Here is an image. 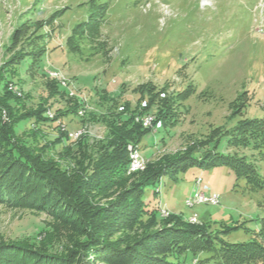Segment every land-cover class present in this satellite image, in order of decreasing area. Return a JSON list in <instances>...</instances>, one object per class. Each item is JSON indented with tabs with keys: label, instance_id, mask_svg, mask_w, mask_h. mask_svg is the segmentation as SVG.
Listing matches in <instances>:
<instances>
[{
	"label": "rangeland",
	"instance_id": "obj_1",
	"mask_svg": "<svg viewBox=\"0 0 264 264\" xmlns=\"http://www.w3.org/2000/svg\"><path fill=\"white\" fill-rule=\"evenodd\" d=\"M99 1L109 6L101 35L81 39L78 52L70 48L68 39L88 19L93 0H0V104L4 107L0 129L6 132V124H12L13 144L62 170L77 171L78 162L82 163L81 174L88 178L98 167L97 150L113 136L107 124L111 112H124L128 105L135 108L138 90L145 85L170 84L169 92L195 90L177 104L181 113L174 127L152 126L143 136L139 149L147 164H169L187 156L191 146L208 139L217 128L264 117V0ZM61 12L52 26L47 24ZM38 48L46 53L39 67L30 68L24 58ZM79 101L84 104L78 112L61 116L57 123L68 138H61L54 125L41 128L33 119L25 121L43 111L57 117ZM157 109L156 103L145 117L155 118ZM221 150L230 152L224 146ZM82 153H87L83 159ZM252 159L264 175V157ZM146 167L132 172L117 188L87 193L95 209L89 229L54 193L45 211L0 203V245L26 248L37 259L49 255L43 264H104L95 249L103 243L147 252L158 233L186 227L167 221L171 215L214 233L246 223L247 231L242 228L225 236L231 243L251 240L264 218V191L247 192L245 181L238 183L225 165L210 169L196 165L175 178L164 175L148 187L145 199L158 203V216L129 225L119 212L129 213L117 206L124 204V193L141 186ZM198 179H202L200 188ZM198 189L219 195L218 203L188 205ZM46 192L42 190L41 197ZM94 232L100 238L97 243V238L90 240ZM181 259L190 263L193 257Z\"/></svg>",
	"mask_w": 264,
	"mask_h": 264
},
{
	"label": "trees",
	"instance_id": "obj_2",
	"mask_svg": "<svg viewBox=\"0 0 264 264\" xmlns=\"http://www.w3.org/2000/svg\"><path fill=\"white\" fill-rule=\"evenodd\" d=\"M91 6L88 19L78 24L68 39V45L73 51H80L81 39L94 40L101 35V27L106 22L109 6L99 0H93ZM63 12L52 16L47 24L52 26L57 18L63 16ZM45 53V48L33 49L24 59L30 62V68L39 67ZM171 87L170 84L161 88L156 85H145L138 90L139 99L135 108L131 109V105H128L124 107V112H111L107 124L113 136L111 140H104L97 150L98 167L88 178H84L81 174L82 163L78 162L80 166L77 171L62 170L57 164L46 161L40 155L29 154L23 145L13 144L9 133L12 124L7 123L6 132L0 129V203L17 204L20 207L45 211L50 203V194L54 193L65 201L66 209H73L76 215H79L86 229L93 227L91 222L94 220L95 209L91 204V197L86 198L89 195L87 193L96 191L98 194L117 188L123 180L132 175L129 173L131 163L129 154L132 145H127L131 142L139 146L143 136L150 133L151 130L144 128L141 121L146 116L144 113L157 103V119L154 121V127L158 125L174 127L181 113L177 104L186 100L195 91L187 88L183 91L169 92ZM83 104V101H79L70 112L59 114L54 118H50L47 111H43L26 117L25 121L33 119L41 128L54 125L62 135L61 138H68L62 125L57 123L61 116L77 113ZM3 110L4 107L0 104V112ZM223 146L230 152H222ZM241 150L251 151L252 156L264 157V117L247 118L231 128H217L208 139L191 146L187 156L176 158L169 164L165 162L155 166L148 163L145 170L147 175L141 186L122 195L125 202L123 205L122 202L118 203L117 207L123 206L129 214L119 212L120 219L129 222V225L132 224L131 222L137 225L146 217L151 219L158 216V203L145 199L148 187L158 184L164 175L170 174L175 178L173 175L179 171L196 165L205 169L225 165L233 170L238 183L245 181L247 192L264 191V175L258 170L252 156L242 153ZM86 155L87 153H82L80 157L83 159ZM44 189L47 192L41 197ZM56 208L58 209V205ZM56 208L52 209L57 214ZM167 221H172L174 224L181 223L186 227H174L158 233L152 238V246L147 252L133 246L114 249L104 243L95 247L96 252L104 264H264V218L260 219L259 228L252 231L251 240L239 243L228 242L225 236L242 228L247 231L246 223L224 229L221 233H214L206 228L185 223L174 215H171ZM89 236L90 240L93 237L97 238L96 243L100 241V238L95 237V232ZM90 240L87 242L90 243ZM28 251L15 244L0 245V264H32L33 262V264H43L50 258L49 255L41 254L37 259ZM183 256H192L193 260L188 263L186 259H181Z\"/></svg>",
	"mask_w": 264,
	"mask_h": 264
},
{
	"label": "built area",
	"instance_id": "obj_3",
	"mask_svg": "<svg viewBox=\"0 0 264 264\" xmlns=\"http://www.w3.org/2000/svg\"><path fill=\"white\" fill-rule=\"evenodd\" d=\"M73 94V92L71 93ZM80 115H83V110H80ZM151 126L154 127V119L151 118ZM71 136H73V134H70ZM135 158V166L136 164H142V154H135L133 156ZM135 166H132V168H134ZM199 180V179H198ZM198 180H197V187H198ZM200 189H198V191L191 196L186 203L187 204H191V206H194L196 204H198L199 202H212V203H218L219 200V195L214 194V195H207L204 192L199 191Z\"/></svg>",
	"mask_w": 264,
	"mask_h": 264
},
{
	"label": "bare ground",
	"instance_id": "obj_4",
	"mask_svg": "<svg viewBox=\"0 0 264 264\" xmlns=\"http://www.w3.org/2000/svg\"><path fill=\"white\" fill-rule=\"evenodd\" d=\"M54 74V73H53ZM55 75L61 80V77L55 73ZM57 79V78H56ZM65 83V82H63ZM50 118H53V116H50ZM151 118L156 119V117H152V116H148V117H144L141 119L142 121V124L145 128H150L152 127L151 126ZM64 130V129H63ZM135 154H141L140 152V149H139V146H135V145H132L130 147V160H131V163H130V168H129V173H132V172H136V171H139V170H142L146 167L147 165V162L146 160L142 157V164H136L135 166V158L133 157ZM148 159V158H147ZM132 166H135L134 168H132ZM201 183H202V179L198 180V188H200L201 186ZM199 203H203V202H199ZM206 203V202H205ZM204 203V204H205ZM208 204V203H207ZM188 205H191V204H188Z\"/></svg>",
	"mask_w": 264,
	"mask_h": 264
}]
</instances>
